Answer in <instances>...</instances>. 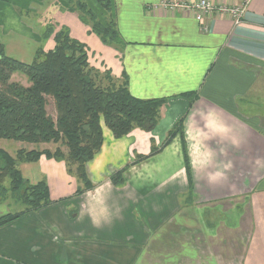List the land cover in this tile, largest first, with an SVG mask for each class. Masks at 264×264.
<instances>
[{
  "label": "crops",
  "instance_id": "1",
  "mask_svg": "<svg viewBox=\"0 0 264 264\" xmlns=\"http://www.w3.org/2000/svg\"><path fill=\"white\" fill-rule=\"evenodd\" d=\"M5 1L0 37L16 27L41 44L58 21L102 74L126 72L134 96L167 101L151 131L116 138L102 122L103 145L86 164L93 188L80 196L66 161L20 163L41 162L46 175L24 176L46 180L53 202L0 227V264H264V0H248L239 22L217 12L199 20L162 0H110L111 10L87 0L102 22L116 20L120 47L90 33L64 0ZM181 119L191 174L180 135L163 147ZM126 166L125 183L114 185L111 175ZM238 200L237 210L209 208Z\"/></svg>",
  "mask_w": 264,
  "mask_h": 264
},
{
  "label": "trees",
  "instance_id": "2",
  "mask_svg": "<svg viewBox=\"0 0 264 264\" xmlns=\"http://www.w3.org/2000/svg\"><path fill=\"white\" fill-rule=\"evenodd\" d=\"M64 1L67 4L64 9L78 13L90 26V33L98 35L106 44L123 45L114 18L102 22L87 0ZM99 3L111 10L110 0H99ZM52 36L55 44L46 49L44 43ZM15 73L24 74L30 85L14 81ZM50 100L55 114L48 111ZM166 101L165 98L134 96L126 72L117 79L110 70L102 74L94 68L89 60L88 45L72 36L67 25L46 26L32 62L8 55L0 40V139L58 144L55 150L20 148L16 155L0 147V201L13 200L23 206L18 212L1 215L0 227L53 202L47 181L32 183L24 176L20 163L35 162L42 156L66 161L68 172L74 173L79 181L74 196H80L93 188L86 164L103 145L102 122L116 138L135 128L151 131L158 124ZM177 135L181 136L187 170L191 174L183 119L169 131L163 147ZM159 150L155 148L149 156ZM149 156H140V159ZM126 169L127 166L111 175L114 185L125 183Z\"/></svg>",
  "mask_w": 264,
  "mask_h": 264
},
{
  "label": "rangeland",
  "instance_id": "3",
  "mask_svg": "<svg viewBox=\"0 0 264 264\" xmlns=\"http://www.w3.org/2000/svg\"><path fill=\"white\" fill-rule=\"evenodd\" d=\"M0 2L7 3L5 0H0ZM19 4H21V3L18 2L16 6L19 7V9L21 10L22 16L28 17L29 11H26L23 8V6H21ZM4 10H5V8H2L0 10V20L1 21H4L3 17H2V14H3V16H5ZM48 24H53L58 28L60 26V23L58 21L50 22ZM12 28H13V31L8 32V34H11V35H6L5 32H3V33H1L2 35L0 37V40L3 41L7 47V49H6L7 53L11 56H14L16 58H19V59L25 61V62H32L34 57H35L36 50L40 46V44L37 41V37H35L32 34L30 36V38L28 39L27 33L20 30V28L19 29H16V27H12ZM8 29H10V25H9ZM34 31H36V29H34ZM43 31H44V29H43ZM13 80L18 81L24 85H30L28 78L24 74H21V73H15ZM48 111L50 114H55L54 105H53L52 100H50V103L48 105ZM52 144H54V143H51V144H30V143H26V142H18L16 140H12V139H0V147L6 149L7 151H9L12 154H16L17 150L20 148H27L29 150L35 148V149L43 150V149H45V147L48 146L50 149L53 148V150H55V145H52ZM40 163L41 162L22 164L21 168L24 172V175H27L29 178H31L30 176H34V175L36 177H38V176L42 177V173L46 175L48 171L44 167H42ZM240 205H241V203L238 200V201L232 203L231 205L227 203V204H225V206L223 205V207L221 206L218 209H216V206H210L209 208L213 212H221L222 213V212L233 210V209L237 210L240 207ZM22 207H23L22 205L17 204L13 200L4 201V202L0 201V216L2 214H5V213L17 212L18 210H21ZM207 211H209V210H207Z\"/></svg>",
  "mask_w": 264,
  "mask_h": 264
},
{
  "label": "built area",
  "instance_id": "4",
  "mask_svg": "<svg viewBox=\"0 0 264 264\" xmlns=\"http://www.w3.org/2000/svg\"><path fill=\"white\" fill-rule=\"evenodd\" d=\"M248 0L236 6L217 5L211 0H162L160 5L168 11L191 12L197 19L201 20L206 14L220 13L222 15H231L237 22L244 14Z\"/></svg>",
  "mask_w": 264,
  "mask_h": 264
}]
</instances>
